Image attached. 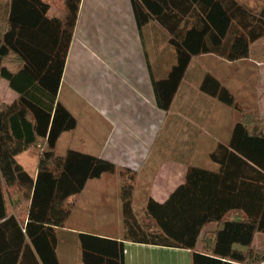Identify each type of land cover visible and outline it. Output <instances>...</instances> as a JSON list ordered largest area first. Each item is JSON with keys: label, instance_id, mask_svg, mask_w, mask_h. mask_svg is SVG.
<instances>
[{"label": "trees", "instance_id": "16d2710c", "mask_svg": "<svg viewBox=\"0 0 264 264\" xmlns=\"http://www.w3.org/2000/svg\"><path fill=\"white\" fill-rule=\"evenodd\" d=\"M61 1L58 17L44 0H0V85L6 80L18 95L12 104L0 96V264H60L71 199L118 170L85 152L58 155L62 135L78 126L58 97L83 0ZM131 1L138 27L156 20L177 54L169 76L154 79L164 112L194 59L246 60L264 38V7L257 14L237 0ZM201 90L238 112L230 143L210 154L218 169L191 166L164 203L148 201L144 216L133 208L137 174L121 172L124 240L80 234L84 264H124L125 242L190 250L192 264H264V240L255 243L264 237V118L211 74ZM27 151L38 158L36 178L17 161Z\"/></svg>", "mask_w": 264, "mask_h": 264}, {"label": "crops", "instance_id": "0c3cea01", "mask_svg": "<svg viewBox=\"0 0 264 264\" xmlns=\"http://www.w3.org/2000/svg\"><path fill=\"white\" fill-rule=\"evenodd\" d=\"M237 1L257 14L264 7V0ZM170 39L156 20L140 29L131 0H83L59 91V102L75 118L73 104L106 124V138L94 156L113 163L119 175L123 171L137 174L133 208L139 216H144L150 199L164 203L185 181L191 166L218 169L210 154L220 143H230L237 116L235 110L223 109L222 103L201 90L206 74L222 81L241 103L257 108L264 118V38L251 46L246 60L228 62L216 55L194 59L171 109L164 112L158 106L154 79H166L177 62ZM250 77L255 79L252 89ZM5 81H1L0 96L12 104L18 95ZM225 113L231 114L232 122L221 119ZM79 125L78 121L72 132H77ZM200 158L206 166H198ZM17 161L37 177L38 158L30 151ZM97 180L89 181L84 191L71 199L72 214L58 234L60 264H84L80 234L124 240L122 177L116 187L115 207L111 194L101 190L104 183ZM102 206L106 210L99 219L112 222L116 215L121 224L116 234L96 225L94 209ZM124 264H192V252L125 242Z\"/></svg>", "mask_w": 264, "mask_h": 264}, {"label": "rangeland", "instance_id": "374dc122", "mask_svg": "<svg viewBox=\"0 0 264 264\" xmlns=\"http://www.w3.org/2000/svg\"><path fill=\"white\" fill-rule=\"evenodd\" d=\"M45 2L49 3L52 7L51 10V16H61V12L63 11V3L61 0H44ZM250 80H252V83L250 82L251 89L254 87V78L250 77ZM4 85H7V81L4 82ZM65 100V99H64ZM223 109H231L228 106L224 104H220ZM76 105L73 104L71 105V110L75 113L77 116L76 118L80 122L79 128L77 132H70L69 134H66L59 142L58 146V155L64 156L66 152L69 149L81 151V152H87L89 154H97L100 151L101 144L103 139L106 138V130L107 126L106 124L100 122V119H98L96 116H93L89 111H84L82 108H79L78 110L75 108ZM226 112V110H223ZM236 116L238 120V112L236 111ZM228 114V115H225ZM221 116V119H225L228 122L233 121V117L231 116L230 113H225ZM202 153V149L200 150ZM204 157V156H203ZM205 158V157H204ZM200 158L199 161L201 163L198 166H202L205 164V159ZM202 164V165H201ZM206 166V165H203ZM120 171V170H119ZM122 171V170H121ZM120 171V172H121ZM116 175V176H115ZM121 175L119 173L117 174H106L102 180H97V181H102L104 185L101 187V190L106 193L111 194V203L114 206L115 204V198H116V193H117V186H119V179H121ZM120 198V197H119ZM85 203H87V197L84 198ZM112 207V208H113ZM106 207H97V209H94V212H96L95 218L97 220L96 225L99 226V229L106 233H112L116 234L118 227H121V224L117 220L116 215L113 216L115 219L112 222H107V221H102L99 219L102 217V213H105ZM95 224V223H94ZM120 225V226H119ZM215 225L212 224L208 227V230H214ZM116 232V233H115ZM258 239H256L255 243H258Z\"/></svg>", "mask_w": 264, "mask_h": 264}]
</instances>
